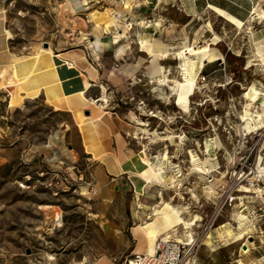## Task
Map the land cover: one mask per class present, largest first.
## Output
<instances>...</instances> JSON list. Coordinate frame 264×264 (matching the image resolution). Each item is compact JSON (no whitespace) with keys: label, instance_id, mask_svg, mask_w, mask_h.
I'll return each mask as SVG.
<instances>
[{"label":"rangeland","instance_id":"rangeland-1","mask_svg":"<svg viewBox=\"0 0 264 264\" xmlns=\"http://www.w3.org/2000/svg\"><path fill=\"white\" fill-rule=\"evenodd\" d=\"M148 4L0 0V57L4 44L14 59L48 51L57 67L63 61L72 66L54 51L81 47L100 64L95 48L123 31L109 47L125 45L128 56L116 59L106 51L103 70H113L116 79L133 59L143 62L132 66L127 80L103 78L92 86L87 95L94 98L86 87L81 93L91 106L123 119L129 153L144 149L153 162L166 154L169 177L142 190L131 176L113 178L85 149L72 112L25 91L13 66H2L11 61L0 59V264H130L136 253L150 250L155 264H264V18L254 13L240 23L206 13L181 31L186 16L170 6L164 12L171 19L162 21L170 30L162 34ZM257 9L264 13V4ZM111 19L119 25L103 27ZM156 40L172 50L158 61L165 84L162 73L153 74L147 48ZM186 42L208 50L192 52V64L184 65L176 51ZM206 56L212 58L204 66ZM185 78L194 82L187 98L171 87ZM207 157L215 169L205 165ZM163 201L188 220L198 215L192 236ZM159 204L169 222L153 219ZM145 222L153 223V234L141 228ZM225 227L237 233L222 236ZM170 229V240H157L154 252L157 233Z\"/></svg>","mask_w":264,"mask_h":264},{"label":"crops","instance_id":"crops-1","mask_svg":"<svg viewBox=\"0 0 264 264\" xmlns=\"http://www.w3.org/2000/svg\"><path fill=\"white\" fill-rule=\"evenodd\" d=\"M142 1L149 3V7L147 8L149 9V15L152 17L151 20L154 19L156 21V24H158V22L164 21V19H171V17L168 16L167 12L164 11L170 6H177L186 16L185 20L181 22L183 25L180 29L181 31H184V27L186 29L185 31H188L186 27L189 26L190 22L203 17L206 13H217L235 22H245L249 20L251 16H253L255 9L258 8L260 3L262 5L264 4V0ZM142 8L144 9L146 7ZM126 14L128 15V17L139 16L137 13L130 11H127ZM116 22V19H111L109 20V22H107L106 26L103 27L109 29L110 26H118L119 24H115ZM140 22L144 23L146 21L140 20ZM170 26L171 25H168V23L165 22L163 24L162 22L158 27L155 26L156 33L159 32L165 34V30H170ZM118 34H120L121 37L124 36L123 31H121L120 29L118 30ZM121 37H118V35L113 33L109 35L105 40L103 39L100 44H98L96 49L101 59L100 64H95V60L89 58L88 52L81 47L70 48L68 50L62 51L60 50L59 52L53 50L56 54H60V57L62 59H68L74 62V65L72 66L64 65L65 62L67 63L68 61H63L64 64L61 63L57 67L53 54L48 51L38 52L40 53V56L38 57L35 56V53L29 54L21 60L14 59V56L7 52L6 46L4 44L2 47L4 54L0 57V59H5L8 61V63L11 61L8 65L2 66H13V72L16 73L17 76H19V82H23L25 91L35 92V95L44 96L45 99H47L57 109H64L72 112L75 117L76 123L81 129L85 149L91 154L92 157L96 158L101 162V164L107 167L109 174L113 178L124 177L125 175L131 176V179L136 181L135 184H137L139 188L142 186L141 188L143 189L146 186L158 184L157 182H153L150 184V182L146 181L148 168L142 162V159H144L147 155L143 153L144 149L140 150L139 152L135 151L133 154L129 153V149L127 148L129 141L124 135L125 123L123 119L117 115L107 113L109 112L108 110L103 109L104 107L102 108L97 104L96 106H91L90 104L92 102H87L81 94V89L86 87L87 95L92 86L99 85L103 78L112 79L115 80V82H119L124 79L127 80L130 75L129 72L133 68L132 66H140V63L143 62L138 58L133 59V65H127L125 67L126 71H121L122 73L120 75H117L116 79L118 81L114 78L113 70H103L102 54L106 51H111V57L116 59H118L119 56H128L129 51L128 48L125 47V45H121L118 48L113 49L109 47V43L118 42ZM91 41L95 42L92 39ZM187 46H193L197 48L196 44L186 42L181 49L176 51V53L179 51H185ZM147 48L150 52V56H153L152 61H155L152 72L153 74L158 75V77L160 73H162L159 80L162 84H164V82L162 81L164 78L162 76L163 73L166 72L163 65L158 63V61L159 59L169 57L170 53H172V50L169 46L159 40L149 43ZM57 57L59 58L58 55ZM180 58H184V65L188 63L189 60L192 64V60L189 58V55L185 54ZM207 61L209 60L207 59ZM204 63H206V59L204 60ZM68 64L70 63L68 62ZM206 64H204V66ZM124 65L125 64H123V66ZM88 97L94 98L91 96ZM88 111L90 113H88ZM164 158L165 157L163 156L161 158L160 156H158V161H151L154 165H158L159 167L161 166L162 168L164 164ZM167 202L170 203V201ZM159 206L161 207L162 205H155L154 208H158ZM165 211L167 212V210ZM154 214L155 217L153 219H155L157 216V214L155 213V209ZM153 219L147 221H151ZM145 223L141 224V228H143ZM143 229L145 230V228ZM171 230L173 229L164 231L163 233L156 235V237H158L155 240V245L156 241L160 238L170 237ZM156 231L157 230H155V232ZM153 232L154 231H152V234ZM99 264L108 263L106 260H104L100 261Z\"/></svg>","mask_w":264,"mask_h":264},{"label":"bare ground","instance_id":"bare-ground-1","mask_svg":"<svg viewBox=\"0 0 264 264\" xmlns=\"http://www.w3.org/2000/svg\"><path fill=\"white\" fill-rule=\"evenodd\" d=\"M254 13H257V14H259V15H261L263 18H264V13H260L259 11H258V9L256 8L255 9V11H254ZM119 37V36H118ZM115 38V37H114ZM89 42H90V44H91V46H94V42L93 41H91V39H89ZM206 50H208V48L207 47H205V48H203V49H201V50H198L197 48H195V47H193V46H187V48H186V50L185 51H179V52H177V55L178 56H180V57H182V56H184L185 54H187V55H189L190 56V54H193V53H198V52H201V51H206ZM95 51H97V49L95 48ZM193 52V53H192ZM212 57L211 56H206L204 59H203V62L202 63H204V60L206 59V61H207V59L210 61V59H211ZM205 64V63H204ZM162 72V71H161ZM169 76V75H168ZM163 82H164V84H165V82L166 81H168V80H166V77H165V73H163ZM54 80V79H53ZM175 86H171V87H174L176 90H177V92H178V94H181V92H186V93H183L182 95L184 96V94H185V97L187 98L188 97V95H187V93H188V89H190L191 88V86L192 85H194V82L193 81H191L190 79H188V78H185V81L183 82V81H178V80H176L175 81ZM82 94V93H81ZM94 102V101H93ZM142 131H144L145 133H147V134H151V132H150V130H148V129H145V128H142ZM145 151V150H144ZM143 151V153L145 154L146 152H144ZM140 154V153H139ZM138 154V155H139ZM141 156V155H140ZM163 157H166V154H163ZM156 158H158V155H156L155 156V159ZM139 159V158H138ZM143 161V163L146 165V167L148 168L147 170H148V174H147V176H146V181L147 182H150V184L151 183H153V182H158V183H164L165 182V179L166 178H169V177H167L166 176V169H165V165H163V167L161 168V166L159 167L158 165H154L153 163H152V161L150 160V158L149 157H146L145 156V158L144 159H142ZM141 161V160H140ZM163 161V160H162ZM164 161H165V159H164ZM135 163V162H134ZM165 163V162H164ZM204 163H205V165L206 166H210L211 167V169H215V164L212 162V158L210 157H207L206 159H205V161H204ZM161 165V164H160ZM158 166V167H157ZM138 170V169H137ZM209 171V170H208ZM213 171V170H212ZM167 182V181H166ZM143 185V184H142ZM142 187V186H141ZM140 187V189H142ZM249 188V187H248ZM169 205L170 207H171V209L173 210V212H176V214H177V216H178V218H179V224H184V227L186 228V234H188L189 236H192V232H191V230H190V228H192V226H193V224H195L196 223V221L199 219V217H198V215H196V219L195 220H188V219H186L184 216H183V211L179 208V207H177V206H174V205H172V204H170V203H168V202H165V201H163V205ZM155 209V213L158 211V215H157V217L158 218H163L164 220H165V222L167 221V222H169L170 221V215H169V213H168V211L166 212L165 210H163L162 209V207H158V208H154ZM170 209V210H171ZM171 213V212H170ZM173 215H175L174 213H173ZM156 217V220L158 219ZM175 217V216H174ZM193 218V217H192ZM156 220L155 221H153V223L154 222H156ZM159 223V222H158ZM152 224V223H151ZM151 224H149V223H146L144 226H146V227H148L147 229L150 231V232H152V226H151ZM162 224H164V223H162ZM170 224V223H169ZM159 225H160V223H159ZM158 226V225H157ZM164 226V225H163ZM224 226V225H223ZM155 229L157 228L156 227V225H155V227H154ZM160 229V228H159ZM157 230V229H156ZM234 233H237V231H235V229H231V228H227V227H225L221 232H220V234L222 235V236H225V235H232V234H234ZM243 233L240 231V232H238V235H242ZM157 235H158V233H157ZM158 237V236H157ZM231 237V236H230ZM156 238V237H155ZM238 238H239V236H238ZM153 240V239H152ZM159 240H163V241H168V240H170V237H164V238H160ZM192 241H194V239L192 238L191 239ZM192 241H189V242H192ZM154 244V243H153ZM153 244H151V245H153ZM155 245V244H154ZM149 246H150V244H149ZM157 246L155 245V248H154V252H157V253H159V250H157V248H156ZM150 249V248H149ZM153 249V248H152ZM150 252H151V250H150Z\"/></svg>","mask_w":264,"mask_h":264},{"label":"built area","instance_id":"built-area-1","mask_svg":"<svg viewBox=\"0 0 264 264\" xmlns=\"http://www.w3.org/2000/svg\"><path fill=\"white\" fill-rule=\"evenodd\" d=\"M234 197H235L234 195L233 196L231 195L230 199L232 200ZM157 250H159V249H157ZM156 258H157L156 253H150V252L141 253V252H138V253L135 254V256H133L129 260V263L130 264H155Z\"/></svg>","mask_w":264,"mask_h":264},{"label":"water","instance_id":"water-1","mask_svg":"<svg viewBox=\"0 0 264 264\" xmlns=\"http://www.w3.org/2000/svg\"><path fill=\"white\" fill-rule=\"evenodd\" d=\"M45 45H46V46H48V45H49V43H48V42H45Z\"/></svg>","mask_w":264,"mask_h":264}]
</instances>
